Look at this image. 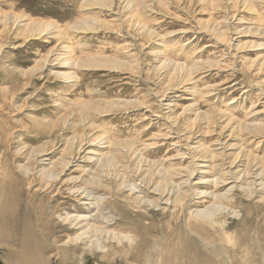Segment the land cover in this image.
<instances>
[{
    "label": "rangeland",
    "instance_id": "1",
    "mask_svg": "<svg viewBox=\"0 0 264 264\" xmlns=\"http://www.w3.org/2000/svg\"><path fill=\"white\" fill-rule=\"evenodd\" d=\"M90 1L0 0V187L10 174L34 211L61 204L63 215L83 213L131 235L132 242H109L112 249L84 253L79 263L81 249L68 264H165L182 254L202 262L210 251L185 233L188 210L171 220L167 210L139 206L138 195L156 198L148 189L171 172L176 181L190 178L184 194L196 209L236 183L232 200L223 201L236 213L218 211L207 237L233 255L232 240L257 236L249 256L261 264L264 188L249 197L237 176L255 162L264 172V0ZM82 19L98 22L88 27ZM104 153H117L119 163ZM47 168L56 176L41 174ZM83 187L92 195L81 201L75 191ZM139 219L152 223L145 237ZM199 223L189 221L195 233ZM60 229L64 239L75 235ZM0 240V264H7L11 245ZM57 252L48 253L55 264Z\"/></svg>",
    "mask_w": 264,
    "mask_h": 264
},
{
    "label": "bare ground",
    "instance_id": "2",
    "mask_svg": "<svg viewBox=\"0 0 264 264\" xmlns=\"http://www.w3.org/2000/svg\"><path fill=\"white\" fill-rule=\"evenodd\" d=\"M103 2H105V1H103ZM125 2L132 4V2H130V0H126ZM143 2L144 1L140 0V3L141 4ZM203 2L205 3L207 1H204L203 0ZM233 2H232V4L234 5ZM242 2H243V0H242ZM242 2H241V4H242ZM135 3H137V2H135ZM248 3H249V1H248ZM241 4H240V6H241ZM134 6L136 8V4ZM128 8H130V7H128ZM130 9H129V11H130ZM215 9H217V8H215ZM137 14H139V12ZM121 17H122V15H121ZM6 20H9V19H6ZM91 22L96 23V22H98V20H95V19H92V20L82 19L81 20V24L82 25H85V26H88V27H89V25H90ZM77 24H75V27L78 26ZM73 26H72V28H73ZM100 26H101V24H100ZM78 27H80V26H78ZM124 27H127V26H124ZM53 28H54V26H53ZM85 29L88 30L87 28H85ZM146 29H148V28H146ZM259 30H260V28H259ZM250 31L248 33H250ZM75 32H76V30H75ZM150 32H152V31H150ZM59 34H60V32H59ZM150 34H152V33H150ZM142 37H143V35H142ZM64 48H65V46L63 47V49ZM96 58H98V57H96ZM71 59H74V57L73 58L71 57ZM89 59L91 60V58H89ZM160 59H163V58H160ZM160 59L157 58V60H160ZM68 60H69V58H68ZM88 60H87V62H88ZM164 60H165V62H167L166 59H164ZM105 62H107V61H105ZM62 63H63V61H62ZM85 63H86V61H85ZM168 63H170V61ZM67 65H69V64H67ZM102 65H105V64H102ZM80 66H83V65H80ZM167 66L168 65H166V68H167ZM67 75H68V73H67ZM89 105H90V103H88V106ZM92 106H94V105H92ZM95 106H94V108H97ZM86 108L88 109L87 106L85 107V109ZM87 109H86V111H87ZM89 112H90V110H89ZM238 122H237V124H238ZM233 123H235V122H233ZM233 123H231V125ZM258 124H260V123H258ZM242 125H243V122H242L241 126ZM248 126H251V125L246 124V127H248ZM240 128L242 129V127H240ZM110 143H112V142H110ZM110 143H109V145H110ZM116 144L119 145L117 142H116ZM195 149H197V148H195ZM114 154L117 155V153H112L110 156H106L107 153H104V155L106 156L107 159H109V161L112 160V163L113 162L114 163L116 162V164H117V162H118L119 159L117 160V157ZM119 154H118V156H120ZM112 155H114V156H112ZM216 155H219V154H217V153L215 154L214 153V157ZM105 156H101L102 158L101 157H99V158L104 159L103 157H105ZM71 158L73 159V157H71ZM123 158H125V157H123ZM101 159H100V161H101ZM107 159H104V160H107ZM40 160L42 161L43 159H40ZM59 162H58V164H59ZM62 163H63V161H62ZM253 164H254V166H253ZM253 164L251 166H247L243 170V173L244 174L242 173L241 175H239V177L237 176V181L243 180V184H246V185L240 184V187L243 190L247 191V193L249 194V197L252 196L253 193H254V191H256L257 189H263L264 188V179H263L264 172L262 170H260L261 172L258 171L259 168H258V166H256L257 162H255ZM55 165H57V164H55ZM55 167H57V166H55ZM116 167H119V166H116ZM49 169L47 168L45 171L43 170V173H41V174L44 175V172H45V174L48 173L49 174V176H48L49 178L56 176L55 174H57V173H54V171L52 169L51 170H49ZM100 172H98V173L95 172V173L99 175ZM168 173L169 172H167V174L165 176V179H166V180H164V181H166V182H164L165 184H162L161 183L162 181H161V182H158V183H156L154 185L151 184V185H153L152 189H148L150 186L147 188L149 192H151V193H153V194L156 195V198L150 199V198H147L145 196L138 195V197L136 196L137 197L136 198V201L139 203V206L140 205H146L147 207H149V208L152 207L153 209H156V210L163 209V210L169 211L170 212V215H171V220L174 219V218H177L184 209L188 210V214H185V221L187 222V223L185 222V224H184V226L186 228L185 229V233H187V235L188 234L189 235L190 234L191 235H194V234L195 235H198L199 239H197L196 241H198L199 243H201L210 252L207 255V258L208 259L206 258V256H204V258L202 259L203 260L202 262L197 261V260H194L189 255H183L182 254L180 256L174 255L172 257V259H170L169 261H167L165 264H234V263H231L232 259H234V258H237V260L239 262L238 264H240L242 261H243V264H257L258 258H256V256H253V257L252 256H249V254L251 253L252 248H254V246H252L251 244H253V241H254V239L257 238V236L254 237L252 235L249 236V235L245 234L243 238H239L237 240H232L233 243L231 244L230 248L232 249L231 251H232L233 255L229 254V248L227 247V245L220 244L218 242H214L215 240L214 241L213 240L211 241L207 237V236L210 235V232L208 230V226L216 227L217 225H219V224H217V222L220 221V217L218 216L219 213H217L218 211H220V213H221V212H223V211L225 212L227 209H230L231 208L232 209V212L233 213H236V210H237L236 209V206H234L232 204H228L230 202L223 203L224 200H227V201L228 200H232V197L233 196H232L231 192L233 190V187L234 186H237V185H235L236 183H233V185L230 186L229 188H227L225 192L215 194L214 195V198L215 199H214V201L212 203H210L209 206L202 207V208L192 209V206H190V204L188 203V197H185V194H184V193L187 192V190H184V189L189 184V179L190 178L183 179V177H179L180 180L176 181L172 177V173L171 172H170L171 174L169 173L170 176H169ZM228 173H229V170L228 171H225V172L221 173L219 176L215 177V180H214L215 181V184L218 185L219 183H223V184L226 183L225 181H227L229 179V177H230V176L228 177ZM230 173H231V170H230ZM8 176L10 178L9 179V183H7L4 180L5 182H3V186L0 187V188H2L1 189L2 191L0 190V236L6 238L7 241H8V244L11 245V249H10L11 251L9 252L11 254H10L8 260L6 259L8 261L7 264H55L54 261H53L54 260L53 256H51L50 254H48L50 251L52 252V250H55V249L58 250L57 254L55 255V256H57V259H58L56 261L57 264H68V263H72V262L76 261L78 259L76 257L78 255V251H80L82 249L83 250V253H80L78 255V257H79L78 262L81 263L84 260V258H85L84 253H86V254L89 253V254L95 255V253L97 251H100V252L103 251L102 253H106L107 251H109V249H112V245H109L108 244L109 242L116 241L119 244H121V243H123L125 241H127L129 243L133 241L132 238H131V235L129 234V232L122 233V232H118V231L117 232L116 231H113L112 229H110V228L108 229L106 227V225H105L106 223H103L104 225L103 224H100V223H95L94 221H93L94 223H92L90 221V219L92 217L89 218L90 216L84 215L83 213L69 214V212H68L65 215H63L62 212H60V205L61 204H50L49 206L40 205L34 211L33 210V206L35 207V202L34 201H31V200H29L27 202L26 201L24 202L20 198V191L18 190V187H16L14 185L15 183H13L14 181L11 180V177L10 176H12V175L9 174ZM151 176H153V175H151ZM244 176H246V177L243 178ZM144 178L145 177L143 176L142 179L144 180ZM55 179H56V177H55ZM152 179L153 178L151 177L150 180L152 181ZM97 180H95V181H97ZM103 180H106V179L103 178ZM150 180H148V181L151 182ZM0 182H1V180H0ZM88 183H90V181ZM93 183H95V182H93ZM98 183H100V182H98ZM148 184L150 185V183H148ZM223 184H221V185H223ZM132 188H134V187H132ZM135 188H136V186H135ZM188 191H190V189H188ZM75 192H76L77 195L81 194V197L78 198L80 200L82 198H85L86 197V196H83L85 194L86 195L88 194L87 197L92 195L85 188L84 189H77ZM56 193H58V192H56ZM56 193H55V195H56ZM58 203H60V202H58ZM162 204H164V205H162ZM18 210H19V212H18ZM77 210H79V209H77ZM33 214L35 215V217L33 216ZM142 216L144 217V215H142ZM193 217H195V218H193ZM105 218L109 222V218L108 217H105ZM56 219H58V220H56ZM191 219L200 220V223L197 225L198 228L201 231L200 233H195L194 230L191 228V226L189 224V221ZM136 226H137V228L140 231L142 230V234L144 235V237L151 232L152 227H153L152 226V223L148 222V220H145V221L143 220L142 221L141 219L136 220ZM57 228H61L60 229L61 231L62 230H65V229H67L69 231L75 230V233H74L75 235H73V234L71 235L69 233L66 236V239H64V236L62 238V236H59L60 234L59 235L57 234L58 233ZM64 232H66V231H64ZM161 237H156L155 240H154V242L161 244L162 243V241H161L162 238ZM141 239H143V237H141ZM165 241H169L167 235H166ZM70 243H72V245H70ZM171 243L172 242L170 241L168 245H170ZM189 245L190 246H193V248H195V250H197V252H199V248L196 247V245H194L192 242H190ZM256 247L258 249V255L262 259V263L261 264H264V248L261 247V246H259V243H258V245ZM142 248H144V247H137V249H142ZM46 255H49V256L47 257ZM101 256L103 258H105V254L100 255V257ZM221 257L224 259L223 261H222V258ZM128 259H129V257H127V260L125 262H127Z\"/></svg>",
    "mask_w": 264,
    "mask_h": 264
}]
</instances>
